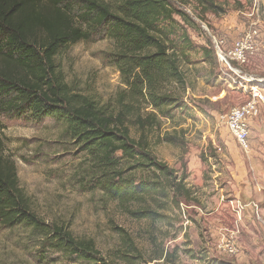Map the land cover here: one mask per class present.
<instances>
[{
    "label": "rangeland",
    "instance_id": "1",
    "mask_svg": "<svg viewBox=\"0 0 264 264\" xmlns=\"http://www.w3.org/2000/svg\"><path fill=\"white\" fill-rule=\"evenodd\" d=\"M212 1L217 12L204 14L195 0H170L188 16L187 21L174 16L167 29L185 82L168 87L177 102L148 135L157 159L178 177L187 176L194 200L180 208L171 203V194L167 200L156 196L146 204L122 205L98 189H87L91 163L67 135L65 122L0 115L5 156L15 162L34 212L78 240H93L107 261L165 264L172 255L167 264H264V104L254 96L256 91L264 95V0ZM113 51V40L104 37L73 45L58 58L66 82L109 111L125 88L110 62ZM241 53L245 61L239 60ZM249 102L257 104L259 114L250 120V150L245 151L229 132L225 116ZM144 109L145 114L152 108ZM132 137H139L133 127ZM165 137L176 143L162 141ZM126 176L166 183L154 169L129 170ZM143 206L156 216L140 219L131 213ZM126 237L141 254L127 252ZM0 264L94 262L45 251L30 228L0 222Z\"/></svg>",
    "mask_w": 264,
    "mask_h": 264
},
{
    "label": "trees",
    "instance_id": "2",
    "mask_svg": "<svg viewBox=\"0 0 264 264\" xmlns=\"http://www.w3.org/2000/svg\"><path fill=\"white\" fill-rule=\"evenodd\" d=\"M195 1L204 14L218 10L212 0ZM176 15L188 19L170 0H0V115L65 122L67 135L91 163L84 187L102 191L111 201L146 204L148 198L167 200L170 194L178 208L182 202L193 201L187 176L178 177L157 159L148 136L177 102L168 87L185 82L180 54L171 47L167 30ZM104 37L113 40L110 62L125 86L111 111L76 92L58 62L65 49ZM203 54L210 57V50L203 48ZM145 105L152 109L144 114ZM132 127L138 139L132 137ZM162 141L176 143L171 137ZM127 163L131 166L126 167ZM145 169L158 171L166 183L161 178L137 181L134 176L125 177L129 170ZM131 213L140 219L156 216L149 206ZM0 222L30 228L40 236L45 251H60L68 258L94 264H117L105 260L93 240H78L67 228L46 224L34 212L1 139ZM125 243L128 253L141 254L132 239L126 237ZM156 258L162 259V254Z\"/></svg>",
    "mask_w": 264,
    "mask_h": 264
},
{
    "label": "built area",
    "instance_id": "3",
    "mask_svg": "<svg viewBox=\"0 0 264 264\" xmlns=\"http://www.w3.org/2000/svg\"><path fill=\"white\" fill-rule=\"evenodd\" d=\"M221 60L228 63L227 58L223 55V52H220ZM239 60L245 61V56L241 53ZM254 96L258 98L259 102L264 104V95L258 93L257 91L254 93ZM259 114V108L255 102H249L240 107L233 108L226 116L227 128L235 141L239 144V146L245 150H250V120L255 118Z\"/></svg>",
    "mask_w": 264,
    "mask_h": 264
}]
</instances>
